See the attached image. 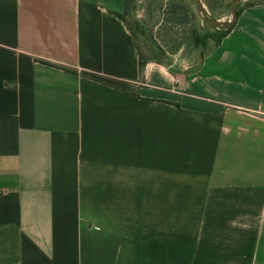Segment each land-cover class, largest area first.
I'll return each mask as SVG.
<instances>
[{
	"label": "crops",
	"instance_id": "obj_1",
	"mask_svg": "<svg viewBox=\"0 0 264 264\" xmlns=\"http://www.w3.org/2000/svg\"><path fill=\"white\" fill-rule=\"evenodd\" d=\"M239 9L175 73L125 0H0V264H264V3Z\"/></svg>",
	"mask_w": 264,
	"mask_h": 264
},
{
	"label": "rangeland",
	"instance_id": "obj_2",
	"mask_svg": "<svg viewBox=\"0 0 264 264\" xmlns=\"http://www.w3.org/2000/svg\"><path fill=\"white\" fill-rule=\"evenodd\" d=\"M210 20L232 21L234 0H200ZM246 2H242L240 7ZM126 13L140 23L134 36L144 59H156L175 73L194 71L203 56L215 45L195 44L194 33L214 32L194 0H126Z\"/></svg>",
	"mask_w": 264,
	"mask_h": 264
},
{
	"label": "trees",
	"instance_id": "obj_3",
	"mask_svg": "<svg viewBox=\"0 0 264 264\" xmlns=\"http://www.w3.org/2000/svg\"><path fill=\"white\" fill-rule=\"evenodd\" d=\"M248 4H252L254 2H247ZM125 7H126V0H125ZM240 5L238 6V16L240 14ZM126 11V10H125ZM133 25V31L135 30H140V23L138 21L132 22ZM234 27V26H233ZM233 27H226V26H214L215 29L219 28L217 31L214 32H206V33H199L198 31H195L194 33V39H195V44L197 46L199 45H206L208 40H212L216 43V45H219L223 39L232 31ZM140 33L142 35L145 34V31L140 30ZM144 65V61L141 60L140 62V67L142 70V67Z\"/></svg>",
	"mask_w": 264,
	"mask_h": 264
},
{
	"label": "water",
	"instance_id": "obj_4",
	"mask_svg": "<svg viewBox=\"0 0 264 264\" xmlns=\"http://www.w3.org/2000/svg\"><path fill=\"white\" fill-rule=\"evenodd\" d=\"M197 8L203 13L206 21L214 26H226V27H233L235 26L237 20H238V6L242 3V2H256V3H264V0H234L231 4V12L233 15V19L232 21L229 22H224V21H220V20H210L207 17V12L204 8V6L202 5L200 0H194Z\"/></svg>",
	"mask_w": 264,
	"mask_h": 264
}]
</instances>
